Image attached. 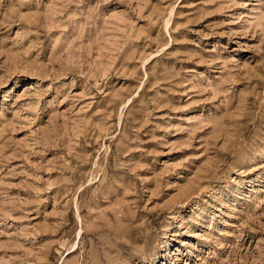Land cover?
<instances>
[{
    "label": "rangeland",
    "instance_id": "374dc122",
    "mask_svg": "<svg viewBox=\"0 0 264 264\" xmlns=\"http://www.w3.org/2000/svg\"><path fill=\"white\" fill-rule=\"evenodd\" d=\"M0 264H264V0H0Z\"/></svg>",
    "mask_w": 264,
    "mask_h": 264
}]
</instances>
